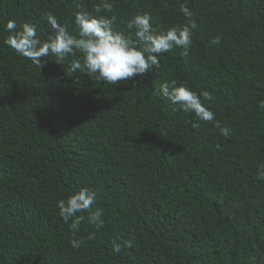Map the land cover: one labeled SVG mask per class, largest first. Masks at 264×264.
I'll return each instance as SVG.
<instances>
[{"label":"trees","instance_id":"1","mask_svg":"<svg viewBox=\"0 0 264 264\" xmlns=\"http://www.w3.org/2000/svg\"><path fill=\"white\" fill-rule=\"evenodd\" d=\"M100 2L0 0V264H264V0H187L198 24L189 56L164 53L135 85L68 76L71 57L40 69L4 43L9 20L48 39V12L75 34L74 13L98 15ZM110 2L100 15L133 39L137 13L159 30L188 22L185 0ZM172 79L211 92L229 136L155 90ZM83 187L104 225L81 213L73 237L57 201ZM113 240L132 247L117 255Z\"/></svg>","mask_w":264,"mask_h":264},{"label":"clouds","instance_id":"2","mask_svg":"<svg viewBox=\"0 0 264 264\" xmlns=\"http://www.w3.org/2000/svg\"><path fill=\"white\" fill-rule=\"evenodd\" d=\"M113 3L101 0L95 8L98 15L81 10L74 13L76 33L70 32L68 27L59 21L52 12L45 14V19L51 28L52 35L48 39H41L38 28L34 24L24 23L17 27L15 20H9L5 30L10 35L4 43L15 52L25 57L33 64L42 68V59L55 57V62L62 65L66 58L71 57V64L66 71L73 76L77 71L84 73L90 79L116 86L121 81L132 80L136 84V77H144L154 68L161 67L164 53L174 48L182 49L181 55L188 57L193 44L194 31L198 24L194 13L187 6V0L180 7L181 13L187 18L183 27L177 25L167 30H159L152 24L149 12L137 13L128 22V29L134 30V37L114 29L117 17L115 14L106 16L102 12L111 13ZM215 39L212 43H218ZM167 101L177 105L185 113H194L196 121L214 122L222 136L227 137L232 132L228 126L221 127L216 120L215 112L208 106L213 101V94L207 90H193L186 82L175 79L164 81L155 89ZM205 102H208L207 104ZM259 109L264 110V101L259 102ZM197 122L193 127H198ZM264 181V167L257 177ZM97 193L87 187L70 194L66 199L57 201L59 216L69 225L73 237L80 231L81 223L85 219L81 213H88V223L96 230L104 225L103 210H93ZM95 233L89 235L93 238ZM74 248L81 246L82 240L70 241ZM132 241L112 242V251L119 255L124 248H131Z\"/></svg>","mask_w":264,"mask_h":264}]
</instances>
